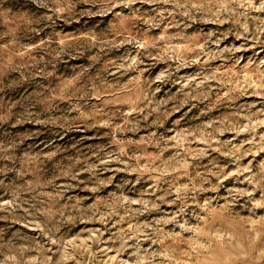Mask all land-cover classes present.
I'll list each match as a JSON object with an SVG mask.
<instances>
[{"label": "rangeland", "instance_id": "obj_1", "mask_svg": "<svg viewBox=\"0 0 264 264\" xmlns=\"http://www.w3.org/2000/svg\"><path fill=\"white\" fill-rule=\"evenodd\" d=\"M0 264H264V0H0Z\"/></svg>", "mask_w": 264, "mask_h": 264}]
</instances>
